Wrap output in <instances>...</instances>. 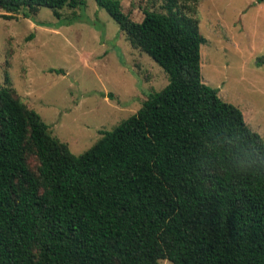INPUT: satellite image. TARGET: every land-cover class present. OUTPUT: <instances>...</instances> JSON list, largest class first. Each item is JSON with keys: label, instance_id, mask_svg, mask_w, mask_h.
I'll return each instance as SVG.
<instances>
[{"label": "trees", "instance_id": "obj_1", "mask_svg": "<svg viewBox=\"0 0 264 264\" xmlns=\"http://www.w3.org/2000/svg\"><path fill=\"white\" fill-rule=\"evenodd\" d=\"M96 2L169 83L81 154L0 88V264H264V137L203 81L199 21ZM85 4L0 0L7 19Z\"/></svg>", "mask_w": 264, "mask_h": 264}, {"label": "rangeland", "instance_id": "obj_2", "mask_svg": "<svg viewBox=\"0 0 264 264\" xmlns=\"http://www.w3.org/2000/svg\"><path fill=\"white\" fill-rule=\"evenodd\" d=\"M65 7L62 17L41 7L32 18L0 8V88L49 124L53 136L81 154L136 113L150 92L169 83L165 69L96 0ZM141 22L145 10L199 21L203 81L238 106L264 137V2L258 0H120ZM56 70V71H53ZM61 70V72H57ZM28 162L39 166L35 152ZM160 264H173L164 259Z\"/></svg>", "mask_w": 264, "mask_h": 264}]
</instances>
